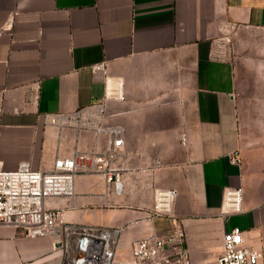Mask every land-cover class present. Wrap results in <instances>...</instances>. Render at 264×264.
Listing matches in <instances>:
<instances>
[{"label": "crops", "instance_id": "1", "mask_svg": "<svg viewBox=\"0 0 264 264\" xmlns=\"http://www.w3.org/2000/svg\"><path fill=\"white\" fill-rule=\"evenodd\" d=\"M99 62L124 79L105 121L122 127L119 162L131 169L121 193L80 174L73 196L47 205L69 222L120 227L119 262L134 241L169 228L153 215L158 188L178 191L192 264H220L237 225L245 245H264V0H0V169L106 149L105 133L44 121L104 95ZM240 185L243 211L224 213L226 190ZM49 237L38 246L0 223V264H60Z\"/></svg>", "mask_w": 264, "mask_h": 264}, {"label": "built area", "instance_id": "2", "mask_svg": "<svg viewBox=\"0 0 264 264\" xmlns=\"http://www.w3.org/2000/svg\"><path fill=\"white\" fill-rule=\"evenodd\" d=\"M93 70L105 80L104 95L72 111L47 112L44 121L59 129L74 126L105 133L106 149H75L46 168H33L26 161L16 169H0V223L14 225L29 236H51L53 248L61 252L60 264H117L120 227L69 222L64 219L62 208L47 205L51 197L73 196L75 179L80 174H101L108 185L121 193L122 175L131 169L119 162L125 146L122 127L105 121L109 102L126 96L124 79L110 75L104 62L95 63ZM28 95L32 96L31 90ZM229 158L237 164L243 161L239 151L230 152ZM177 195L176 188L155 190L153 215H167L169 228L134 241L131 260L119 263L192 264L185 226L173 211ZM243 199V186L228 187L224 213L243 211ZM223 241L220 264H258L264 256V245L254 248L243 243V230L238 225L225 231Z\"/></svg>", "mask_w": 264, "mask_h": 264}, {"label": "rangeland", "instance_id": "3", "mask_svg": "<svg viewBox=\"0 0 264 264\" xmlns=\"http://www.w3.org/2000/svg\"><path fill=\"white\" fill-rule=\"evenodd\" d=\"M46 237H48V236H38V246H40L41 244H44L46 241H47V239H46ZM51 237V236H50ZM49 237V238H50ZM52 238V237H51ZM50 238V239H51ZM48 242V241H47ZM47 242H46V244H47ZM52 244V241L50 240V245ZM46 246V245H45ZM51 247H53L52 245H51ZM54 249V248H53ZM55 251H56V254H59V252H60V250H56V249H54ZM58 255H54L53 256V259H56V257H57ZM52 259V260H53ZM116 260H117V264H123V263H119L118 261H124V259H122V257H121V255L120 254H116ZM49 261H51V259L49 260ZM126 263H127V261H126ZM125 264V263H124Z\"/></svg>", "mask_w": 264, "mask_h": 264}]
</instances>
